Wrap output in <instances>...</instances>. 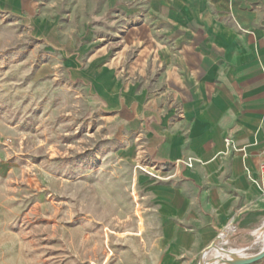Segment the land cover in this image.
Here are the masks:
<instances>
[{"label":"crops","instance_id":"1","mask_svg":"<svg viewBox=\"0 0 264 264\" xmlns=\"http://www.w3.org/2000/svg\"><path fill=\"white\" fill-rule=\"evenodd\" d=\"M31 1L0 7L52 30L54 4L26 11ZM70 8L63 17L96 20L59 45L70 81L121 124L126 160L160 173L150 184L160 263L200 264L232 225L235 246L264 238V0Z\"/></svg>","mask_w":264,"mask_h":264},{"label":"rangeland","instance_id":"2","mask_svg":"<svg viewBox=\"0 0 264 264\" xmlns=\"http://www.w3.org/2000/svg\"><path fill=\"white\" fill-rule=\"evenodd\" d=\"M74 1L25 7L53 3L52 30L0 7V264H161L150 193L160 173L126 160L121 124L63 68L61 41L96 23L63 17ZM218 246L249 257L264 238Z\"/></svg>","mask_w":264,"mask_h":264},{"label":"bare ground","instance_id":"3","mask_svg":"<svg viewBox=\"0 0 264 264\" xmlns=\"http://www.w3.org/2000/svg\"><path fill=\"white\" fill-rule=\"evenodd\" d=\"M211 249H209L207 251V252H209L211 250L208 253L206 260H204V258H205V255H206L207 252L203 255L201 264H204V263L205 264L206 263L209 264L210 261L217 260V259L222 258V257H227L228 259H230V260H227L225 262L224 261H220L219 263H216V264H224V263H227L228 261H231V260H237V259L243 258V256H244L242 254V252H240L237 249L228 250V249H224L222 247H217V246H213ZM211 263H215V262H211Z\"/></svg>","mask_w":264,"mask_h":264},{"label":"built area","instance_id":"4","mask_svg":"<svg viewBox=\"0 0 264 264\" xmlns=\"http://www.w3.org/2000/svg\"><path fill=\"white\" fill-rule=\"evenodd\" d=\"M261 174L264 177V164L261 166ZM236 233V227L235 226H228L227 228H225L223 231H221L218 235V239L217 242L213 245V246H217L221 243V244H228L231 237L234 236ZM212 246V247H213ZM210 247V249L212 248ZM206 253V252H205ZM204 253V254H205Z\"/></svg>","mask_w":264,"mask_h":264},{"label":"water","instance_id":"5","mask_svg":"<svg viewBox=\"0 0 264 264\" xmlns=\"http://www.w3.org/2000/svg\"><path fill=\"white\" fill-rule=\"evenodd\" d=\"M264 259V249L261 250L259 253L249 256L243 257L237 260H231L224 264H254ZM205 264V263H204ZM208 264V263H206ZM209 264H216V263H209Z\"/></svg>","mask_w":264,"mask_h":264}]
</instances>
